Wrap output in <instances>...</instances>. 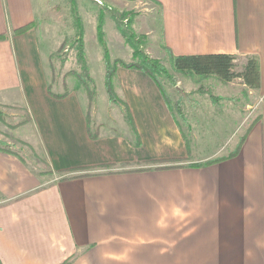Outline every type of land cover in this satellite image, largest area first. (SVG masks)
Segmentation results:
<instances>
[{
    "label": "crops",
    "instance_id": "0c3cea01",
    "mask_svg": "<svg viewBox=\"0 0 264 264\" xmlns=\"http://www.w3.org/2000/svg\"><path fill=\"white\" fill-rule=\"evenodd\" d=\"M154 1L159 27L146 33L161 29L162 48L258 56V117L228 153L200 152L152 77L120 64L117 89L134 125L120 105L105 125L72 87L49 91L46 56L68 23L45 18L54 0H0V101L30 108L49 172L80 173L43 183L0 146L2 264H264V0Z\"/></svg>",
    "mask_w": 264,
    "mask_h": 264
},
{
    "label": "rangeland",
    "instance_id": "374dc122",
    "mask_svg": "<svg viewBox=\"0 0 264 264\" xmlns=\"http://www.w3.org/2000/svg\"><path fill=\"white\" fill-rule=\"evenodd\" d=\"M76 2L80 24L83 26L81 30L75 24L71 14L70 0H54V3L48 4L49 9H46L44 13L47 20H53L48 17V14H52L62 17L64 22L68 21V23L64 24L67 29L64 30L62 40L60 41V37L56 39L53 45L56 49L50 48L51 51L55 50L46 56L45 62L52 89L63 92L66 86L68 90L72 87L84 102L88 116H92V112H99L96 117L107 125L110 120L109 116L118 110L116 105L125 108L123 102L109 97L106 88L107 58L105 52L107 50L112 64H115L117 59L140 61L142 53L150 58L158 59L163 64V73H159L158 78L171 103L174 104L176 100L180 101L185 118L175 113L176 120L184 128L186 135H189L192 143L197 140L201 148L205 147L200 149V152H203V149L205 153L219 149L221 153H228L241 137L252 116L258 117L262 98L256 90L257 87L250 86L242 77L236 76L224 81L213 74L201 76L182 73L172 65L168 52L172 49L162 48L159 43L161 29L149 35L146 33L151 26L159 27L157 21L154 20V23L152 21L154 15L158 20L160 16V7L154 0H146L137 5L133 2L119 5L106 0H76ZM44 7L42 3L39 12ZM115 14L121 16V24L129 32L135 31L131 42L128 41V35L116 25L113 19ZM136 18L138 22L135 21ZM99 19L103 21L104 39H106L108 48L98 38ZM53 40L55 38L48 41ZM62 42V48L58 50ZM247 55L235 54L236 69L242 68ZM72 68H76L83 79L88 78L86 83L79 82L75 72L69 71ZM89 91H93L94 94H90ZM246 101L249 104H246ZM173 109L174 113L175 107ZM31 119L32 112L28 106H21L17 102L11 104L0 101V146L14 151L30 167L38 169L46 177L43 183H48L58 178L59 173L49 172L51 169H49L47 160L34 147L36 135L34 136L32 127L26 124ZM194 125L198 127L197 130L202 129L200 134H193L194 137L197 135V139L189 132L190 130L192 133L196 131ZM43 170L47 172L42 173Z\"/></svg>",
    "mask_w": 264,
    "mask_h": 264
},
{
    "label": "trees",
    "instance_id": "16d2710c",
    "mask_svg": "<svg viewBox=\"0 0 264 264\" xmlns=\"http://www.w3.org/2000/svg\"><path fill=\"white\" fill-rule=\"evenodd\" d=\"M76 0H70V10L71 14L73 16V19L75 20V24L77 25L80 30L83 28L80 24L79 16H78V10L76 8ZM116 16V17H115ZM113 17L114 21L116 22V25L119 26L123 32L128 35L129 42H131V38L133 40V37L135 35V31L131 30L129 32L128 29L125 28L124 25L121 24L122 18L119 15H116ZM102 20L99 19V23L97 25V34L100 42L105 45L106 48V39H104V31L102 26ZM34 22L31 21L29 23H26L24 25L19 26L15 29L16 32H23L27 28H29L31 25H33ZM82 35V34H81ZM4 37V34H0V38ZM127 37V38H128ZM63 42L60 44L59 49L62 48ZM168 48V47H167ZM136 51V50H135ZM139 51V50H137ZM56 52V51H55ZM172 65L180 70L182 73L186 74H197V75H217L224 81H228L233 79L236 76L242 77L247 84H249L252 87H259L260 85V68H259V59L258 56L255 54H248L246 62L243 63L241 69H236V61H235V54L229 53V52H209V53H180L176 54L170 50H168ZM141 53V52H140ZM55 54V53H54ZM106 58H107V70H106V79L105 84L106 88L109 94V97L113 100L121 101L125 104L126 110L128 111V119L130 120L131 124L134 125L132 116L129 112L127 102L122 98L120 95L118 89H117V80H116V72L118 65H124L128 67H136L141 68L145 72H147L157 83L162 95L166 99L168 105L173 109L175 107L174 116L175 113H178L182 118H185L183 108L181 107L180 101L176 100L173 103H171L170 99L168 98L167 92L164 90L159 78L158 74L163 73L164 66L161 64V62L156 58H150L146 54H141V60L140 61H125L123 59H117L115 61V64H112L111 59H109L108 51L105 52ZM69 71L75 72V76L79 80L80 83H86V80L83 79L81 76V73L76 69L72 68ZM49 88V87H48ZM68 88L66 86V89L63 92H54L50 85V92L54 96L61 97L68 93ZM90 94H94L93 91H89ZM91 136L96 137L97 132H93L91 129H89ZM242 137L240 138V140ZM214 160V159H213ZM212 161V160H211ZM157 166H165V165H157ZM78 168H67L64 170L57 171L59 173L60 179H67L70 177H73L75 175H79L80 173H73L72 171L76 170ZM0 264H2L0 262ZM53 264H71V259L66 258L60 262L53 263Z\"/></svg>",
    "mask_w": 264,
    "mask_h": 264
}]
</instances>
